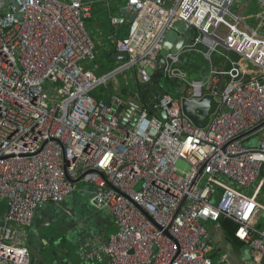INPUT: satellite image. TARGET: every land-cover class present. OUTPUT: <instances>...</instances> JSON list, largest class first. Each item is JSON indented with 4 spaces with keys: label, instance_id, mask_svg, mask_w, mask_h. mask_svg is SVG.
<instances>
[{
    "label": "built area",
    "instance_id": "2783aa9c",
    "mask_svg": "<svg viewBox=\"0 0 264 264\" xmlns=\"http://www.w3.org/2000/svg\"><path fill=\"white\" fill-rule=\"evenodd\" d=\"M126 1L132 20L116 45L127 57L98 77L82 66L96 55L86 27L94 0H0V264H32L35 212L87 187L117 225L86 252L88 262L227 264L226 254L211 256L209 224L230 219L235 238L264 264V125L255 130L264 123V0L253 26L231 10L236 0ZM175 20L192 38L162 64ZM200 43L208 60L218 53L225 64L188 81L176 66ZM132 67L142 84L161 72L179 87L187 82L181 96L158 100L167 120L145 107L129 129L93 95ZM210 95L218 106L199 127L182 101Z\"/></svg>",
    "mask_w": 264,
    "mask_h": 264
},
{
    "label": "crops",
    "instance_id": "0c3cea01",
    "mask_svg": "<svg viewBox=\"0 0 264 264\" xmlns=\"http://www.w3.org/2000/svg\"><path fill=\"white\" fill-rule=\"evenodd\" d=\"M94 1L86 27L95 42L96 55L94 60L84 61L82 66L100 77L122 62L112 60L111 56L118 50L117 41L127 34L132 15L126 0ZM117 86V83H111L107 95L112 92L119 95L120 89ZM139 93L138 89V99ZM143 99L144 97L141 98L142 101ZM90 189L91 187L79 189L66 202L48 203L35 212L33 223L27 229L32 264H107L104 259L92 262L85 260L89 249L97 246L100 241H107L117 231L112 212L99 210L91 203ZM6 211L7 202L1 200L0 221L4 220ZM209 227L216 247L212 252L215 260L224 253L228 257L227 264H259L253 256L246 259L243 252L246 243L233 237L235 222L222 219L220 224L210 223Z\"/></svg>",
    "mask_w": 264,
    "mask_h": 264
},
{
    "label": "water",
    "instance_id": "95a60500",
    "mask_svg": "<svg viewBox=\"0 0 264 264\" xmlns=\"http://www.w3.org/2000/svg\"><path fill=\"white\" fill-rule=\"evenodd\" d=\"M193 29L181 20H175L172 28L167 31L165 41L163 43V50L158 61L162 64L165 63V56L169 51L177 52L182 46L189 44L192 38ZM127 57V53L124 51L117 50L111 56L112 60L118 61L123 60ZM177 73H181L179 69L176 70ZM161 75L157 74L152 77V79L144 84H140V98L141 102L133 101L132 99H125L116 93L112 92L107 95V105L112 107L115 111L116 116L119 117L120 123L127 126L129 129L132 128V124L137 121L140 112L147 107L149 109L150 115H156L161 120H167V113L158 107V100L162 98L164 94H167L161 83ZM143 101L141 98H143ZM218 102L213 96H205L203 99L197 101L194 99H183L182 108L184 113L192 119V121L201 120L203 118H208L210 120L211 115L216 111ZM206 123V125L208 124ZM206 125H197L199 127H205ZM263 124L257 126L255 130L259 129ZM77 182V180H72ZM246 259L251 258V247L246 244L243 249Z\"/></svg>",
    "mask_w": 264,
    "mask_h": 264
},
{
    "label": "rangeland",
    "instance_id": "374dc122",
    "mask_svg": "<svg viewBox=\"0 0 264 264\" xmlns=\"http://www.w3.org/2000/svg\"><path fill=\"white\" fill-rule=\"evenodd\" d=\"M236 0L231 10L237 14H242L245 16L246 22L253 26L256 25V14L260 11V7L258 5V0ZM248 4V6H247ZM247 6V7H246ZM246 9V10H245ZM253 15V16H250ZM89 26V25H88ZM89 29V28H88ZM89 31V30H88ZM226 30L221 29L220 33L224 35ZM208 50V46L204 43L198 44L195 49L191 51L182 52L181 60L177 64V68L181 69L183 73L186 74V79L188 81L192 80H206L208 77L209 71L211 69V63H213L217 67H222L225 64V58L218 55V53L213 54L212 62L208 60L204 54L205 51ZM124 60V59H123ZM110 83L108 85H100L94 92L93 95L97 98L107 99V93L110 91L111 83H117V87L120 89L119 95L125 99H132L133 101L141 102L136 94L138 92V88L140 86L139 81L137 79V67H132L122 73H119L116 78H111ZM173 79H168L164 72H161V83L164 91L170 94L173 97H179L182 95L183 88L188 86L186 81L182 82V85L179 87L178 84L175 83ZM116 86V85H115ZM130 90V92L128 91ZM209 118V117H208ZM208 118H203L201 120H197L194 122L195 125H206L208 122ZM263 133L260 132L256 134V137L262 136ZM255 136H252V140L255 141ZM258 183L250 188L251 191L256 189ZM243 191H247L246 188H240ZM251 193V192H250ZM259 199L264 202V191ZM220 200V194H218V201ZM3 221H0V224ZM261 223L264 224V216L261 219ZM212 256V254H211Z\"/></svg>",
    "mask_w": 264,
    "mask_h": 264
},
{
    "label": "trees",
    "instance_id": "16d2710c",
    "mask_svg": "<svg viewBox=\"0 0 264 264\" xmlns=\"http://www.w3.org/2000/svg\"><path fill=\"white\" fill-rule=\"evenodd\" d=\"M176 83V82H175ZM177 84V83H176ZM233 237L235 238V236H234V234H233ZM235 239H237V238H235ZM238 240V239H237Z\"/></svg>",
    "mask_w": 264,
    "mask_h": 264
}]
</instances>
